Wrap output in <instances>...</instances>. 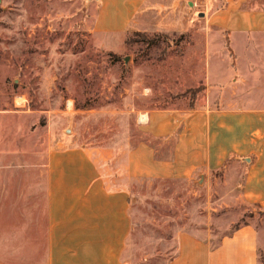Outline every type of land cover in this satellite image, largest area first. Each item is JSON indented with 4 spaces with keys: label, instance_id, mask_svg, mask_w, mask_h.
Listing matches in <instances>:
<instances>
[{
    "label": "crops",
    "instance_id": "obj_1",
    "mask_svg": "<svg viewBox=\"0 0 264 264\" xmlns=\"http://www.w3.org/2000/svg\"><path fill=\"white\" fill-rule=\"evenodd\" d=\"M92 5L91 32L101 43L113 28L122 40L131 23L144 29L151 17L159 19L148 22L156 30L197 32L205 44L204 93L184 107L145 111L137 121L141 137L122 149L58 141L28 158L17 148H0V200L12 203L16 189L19 202L41 198L40 264H125L131 187L154 180H198L217 188L215 204L224 210L211 216L214 227L178 232L166 264H262L261 229L242 220L249 206L264 208V0ZM28 234L21 231L22 250L31 249Z\"/></svg>",
    "mask_w": 264,
    "mask_h": 264
},
{
    "label": "rangeland",
    "instance_id": "obj_2",
    "mask_svg": "<svg viewBox=\"0 0 264 264\" xmlns=\"http://www.w3.org/2000/svg\"><path fill=\"white\" fill-rule=\"evenodd\" d=\"M93 1L0 0L1 149L28 158L58 141L122 149L141 137L137 121L145 111L202 98L205 44L197 32L156 30L148 22L159 19L151 17L144 29L131 23L122 40L113 28L103 35L106 45L91 32ZM16 190L12 203L0 200V264H40L43 204L36 196L17 201ZM216 191L198 180L134 184L125 264H166L178 232L214 227L211 216L224 213ZM242 221H253L264 241V208L249 206ZM21 231L31 232V249H20Z\"/></svg>",
    "mask_w": 264,
    "mask_h": 264
}]
</instances>
